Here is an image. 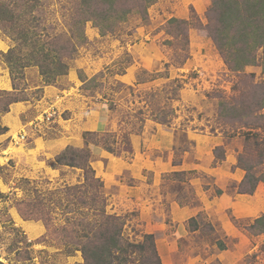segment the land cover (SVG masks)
<instances>
[{"label": "rangeland", "instance_id": "374dc122", "mask_svg": "<svg viewBox=\"0 0 264 264\" xmlns=\"http://www.w3.org/2000/svg\"><path fill=\"white\" fill-rule=\"evenodd\" d=\"M113 1H32L30 37L77 35L54 83L38 65L13 79L3 53L22 39L0 24V264L84 263L72 224L86 209L84 170L57 161L67 148L89 150L107 212L130 241L153 234L162 264H264V233L249 229L264 215V182L241 192L245 136L217 119L222 99L262 94V48L231 70L205 29L212 0H154L145 12ZM172 17L190 22L189 43L171 41Z\"/></svg>", "mask_w": 264, "mask_h": 264}, {"label": "trees", "instance_id": "16d2710c", "mask_svg": "<svg viewBox=\"0 0 264 264\" xmlns=\"http://www.w3.org/2000/svg\"><path fill=\"white\" fill-rule=\"evenodd\" d=\"M35 0H0V24L5 33L12 39H22L21 45L10 48L3 53L8 63L13 79L16 71L28 66L38 65L44 78L49 83H54L58 78L68 73L70 59L77 51L75 39L77 35L67 36L63 32L59 35L34 34L30 37V17L35 10ZM113 6L115 1L103 0ZM154 0H140V12ZM74 9H77L76 7ZM100 10V9H99ZM107 10L104 8V11ZM134 12V7L122 11V18ZM209 24L206 32L213 39L215 46L231 70H242L256 59L253 52L262 48L260 56L264 57V0H212L208 11ZM105 28H113L104 21ZM189 21L172 17L165 25L167 32L174 37L172 42L181 36L189 43L187 32ZM83 34V32H80ZM19 35V36H16ZM32 42V41H35ZM31 49L25 50L28 45ZM253 50V51H252ZM185 51V49H184ZM251 51V52H250ZM250 52V53H249ZM177 55V54H176ZM185 58L188 51L184 52ZM178 56V55H177ZM176 56V57H177ZM257 98L250 102L240 103L222 99L220 101L218 122L240 129L245 136L246 146L239 155L238 165L246 171L240 185L242 193H253L258 183L264 182V83L255 84ZM18 99L12 100L17 102ZM5 108L4 111H8ZM161 122L166 123L165 120ZM244 128H248L243 131ZM6 129V128H4ZM238 131V130H237ZM88 136L93 133L87 131ZM111 149V148H109ZM216 150L221 147L217 146ZM71 154L65 149L58 154L59 163L77 166L84 170V182L77 186L81 190V204L86 208L80 211V218L72 220L77 229L80 250L84 257L83 264H162L158 254L154 235L145 234L140 241H130L124 237V221L121 216L107 212L106 197L98 189L103 185L100 177L89 163V150L74 149ZM216 153V152H215ZM217 157L218 154H215ZM75 188V186H73ZM71 188V190L73 189ZM75 218L67 217L68 220ZM249 229L264 233V215L254 219Z\"/></svg>", "mask_w": 264, "mask_h": 264}]
</instances>
